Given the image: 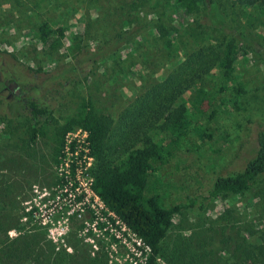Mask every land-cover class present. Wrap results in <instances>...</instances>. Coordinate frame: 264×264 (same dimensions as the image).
Listing matches in <instances>:
<instances>
[{
  "label": "rangeland",
  "instance_id": "obj_1",
  "mask_svg": "<svg viewBox=\"0 0 264 264\" xmlns=\"http://www.w3.org/2000/svg\"><path fill=\"white\" fill-rule=\"evenodd\" d=\"M216 1L226 26L206 5L187 15L166 0H0V178L15 184L0 202V214L7 215L1 219L10 239L36 233L38 242L30 240L31 248L51 245L38 264L50 263L55 254L62 264H142L146 256L137 252L132 233L111 230L103 221L93 224L86 208L81 216L72 212L69 190L60 185L67 167L63 158L54 162V128L76 112L81 97L113 118L112 139L125 121L123 129L132 133L140 128L130 116L119 121L123 111L137 108L139 98L181 64L182 76H189L200 62L191 58L205 52L206 60L232 42L241 49L234 78L222 77L217 59L203 74L201 84L218 106L215 117L208 121L195 113L177 142L168 133L147 132L156 141L164 139L170 150L149 182L172 205L206 196L217 176L242 169L254 155L257 133L264 129V14L232 0ZM43 22L53 31L65 28L56 49L38 41ZM11 81L26 100L34 98L51 110L34 142L26 103L4 89ZM194 88L173 106L186 102ZM204 203L202 209L193 206L172 216L161 243L165 250L182 243L197 264H225L235 261L234 250L263 241L264 173L243 193ZM155 264L168 263L158 256Z\"/></svg>",
  "mask_w": 264,
  "mask_h": 264
},
{
  "label": "trees",
  "instance_id": "obj_2",
  "mask_svg": "<svg viewBox=\"0 0 264 264\" xmlns=\"http://www.w3.org/2000/svg\"><path fill=\"white\" fill-rule=\"evenodd\" d=\"M175 6L178 11L192 15L206 5L210 14L214 13L215 18L221 22V26L227 25L223 17L218 13L216 0H166ZM233 4L253 8L258 13L264 14V0H232ZM224 22V23H223ZM223 23V24H222ZM65 28L58 26L51 30L47 22L39 26L38 41L44 48L56 49L64 38ZM237 33V32H236ZM243 35L242 32L237 35ZM226 51H212L205 60V52L191 58L192 61H200L189 76H182L181 71L184 65L176 68L164 81L158 83L138 100V107L123 111L119 121L130 116L129 122L136 124L140 129H123L127 125H120L119 132L114 139L111 137L113 118L100 113L94 107L90 99L81 97L76 112L66 117L62 124L54 128V162L64 155V136L67 131L80 127L86 131V142L88 152L94 158L90 175L93 178V189L113 210L116 215L135 233L144 244L149 247L150 252L143 264H155L158 256H163L168 264H197L194 254L182 243H177L169 250L162 247L168 229L172 224V216L186 208L197 206L202 209L205 200L217 197L225 193L241 194L249 188L256 178L264 173V129L258 131L256 136V150L254 155L245 163L242 169L220 175L215 178L206 196H188L185 200L172 205H166L163 195L154 191L149 182L152 172L166 160V154L170 150L166 147L164 139L154 140L148 131L159 130L168 133L173 142H177L185 136L189 125L194 119L195 113L210 121L217 113L218 106L211 102L202 86L203 74L206 73L215 60L219 62L222 77L226 81L234 78L235 63L241 49L234 43L229 42ZM213 59H209V58ZM189 63V62H188ZM185 65L189 66L190 64ZM215 65V66H216ZM195 86L194 90L177 106L174 103L186 89ZM241 88H235V93L241 92ZM27 113L25 117L29 122V141L34 142L38 134L42 132V123L51 118V110L40 105L34 98L26 100ZM211 108L207 114L206 108ZM19 113V116H22ZM196 116V115H195ZM11 118H15L14 116ZM11 124L10 127H12ZM127 127V126H126ZM14 132V131H13ZM76 149L72 144L71 150ZM82 153L83 150H80ZM21 165V159L18 158ZM24 166V164H22ZM10 179L0 178V202L8 196L9 187H15ZM0 208H4L2 205ZM7 217L6 213L0 214V264H22L29 255L35 253L28 264H38L40 255L48 250L52 251L51 245L45 244L38 247V250L31 248L29 243L38 242L36 233L33 235L19 236L10 239L7 235V224L1 218ZM53 254V253H51ZM190 254V255H189ZM61 256L55 254L50 263L62 264L58 261ZM234 262L225 264H264V236L263 241L257 240L252 244L243 245L240 250L233 251ZM258 262V263H257ZM203 264V263H200ZM223 264V263H222Z\"/></svg>",
  "mask_w": 264,
  "mask_h": 264
},
{
  "label": "built area",
  "instance_id": "obj_3",
  "mask_svg": "<svg viewBox=\"0 0 264 264\" xmlns=\"http://www.w3.org/2000/svg\"><path fill=\"white\" fill-rule=\"evenodd\" d=\"M87 133L80 127L67 131L64 136V165L67 167V174L61 179L62 189L68 191V202L72 205V212L77 211L78 216L82 215L84 208L90 211L93 218V224L98 221L105 222L110 229L119 228L135 236V245L140 254L144 251L145 262L150 249L144 244L142 239L135 234L117 215L108 208L100 196L92 187L93 178L90 175V169L93 166L94 158L89 155L86 142ZM76 144V149L71 150L72 144ZM80 150H83L81 153ZM69 159L70 163H69ZM62 161V160H61ZM60 161V162H61ZM50 218V214H48ZM52 233V229H50ZM142 263V264H143ZM138 264V263H136Z\"/></svg>",
  "mask_w": 264,
  "mask_h": 264
},
{
  "label": "flooded vegetation",
  "instance_id": "obj_4",
  "mask_svg": "<svg viewBox=\"0 0 264 264\" xmlns=\"http://www.w3.org/2000/svg\"><path fill=\"white\" fill-rule=\"evenodd\" d=\"M8 88H9V90H11L9 93V96L14 95L17 97V100L19 102L26 103V99L24 98V94L21 92L19 86L17 85V83L15 81H11L9 84L4 83V89H8Z\"/></svg>",
  "mask_w": 264,
  "mask_h": 264
}]
</instances>
